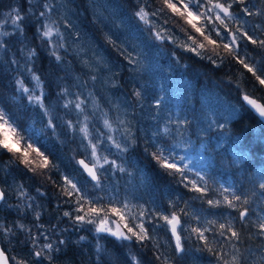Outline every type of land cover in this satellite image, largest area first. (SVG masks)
<instances>
[{"label":"trees","instance_id":"1","mask_svg":"<svg viewBox=\"0 0 264 264\" xmlns=\"http://www.w3.org/2000/svg\"><path fill=\"white\" fill-rule=\"evenodd\" d=\"M67 1L72 12L83 24L84 32L92 36V26L89 25L84 14L80 13L86 8L87 0ZM220 1L232 2V0ZM116 3L120 6L122 14L129 18H126L128 27L135 26L133 12L139 7L143 6L147 11L153 12L163 9L156 17L163 22L169 33H180L186 36L188 44H192V41L187 40V35L191 34L197 38L198 42H203L205 48L198 49L204 58L181 48L174 50V56L172 51L165 54L159 53L158 56L153 57L154 70L156 66L160 67L153 79L149 81L142 79L139 82L121 80L132 100L135 115H138L139 101L143 100L144 96L147 102H150L153 96H158L160 100L171 105L174 114L180 115L184 120L189 121V124L186 130L183 128L182 136L175 133L169 135L146 133L142 136L137 132L135 144L128 147L126 152L115 151L114 157L119 158L120 161H126L128 168L137 174L135 178L142 177L139 198L149 208L150 211L146 213L149 218L155 219L158 215L161 216L159 212L162 210L177 212L182 217L185 224L184 238L188 249L209 252L204 247V242L190 231L193 227H204L201 220L197 219L196 209L192 206L197 207L199 212L203 208L209 209L207 200L214 195L221 196L223 200L221 192L224 188L229 189V192L224 193L229 198L233 191L238 195L247 196L249 203L244 205L248 208L247 219L240 220L237 209L228 208L222 203L218 207L217 215L220 219L217 225L231 222L240 232V240L235 241L238 247L240 249H246L249 246L255 248V258L258 260L256 264H260V258L264 256V234L260 233L256 225L261 218H264V200L253 191L257 187L258 180L264 176V123L244 104L241 96L247 92L254 97H264V86H260L252 74L247 73L231 56H227L224 63L220 64L216 53L224 55L223 48H214L209 45L186 24L179 14H173L167 9L163 0H116ZM129 3L135 6L131 13L125 9ZM14 4L19 6L21 15L26 17L27 23L23 25L22 34L15 28L11 29L9 23H6L4 29L9 35L0 36V40L7 42L6 48L0 49V107L14 117L23 136L32 137V140L36 141L33 146L44 153L48 159V166L41 168V158L34 151L30 150L28 155L32 163L25 165L20 162L22 159L20 153H8L0 149V186L5 193V198L0 204V245L9 257L22 259L27 264H114L100 255L90 240L86 242L77 240L78 226L71 218L76 215V196L74 194L69 197L66 194L63 180V176L69 177L68 174H75L76 165L70 154L67 158L61 155L68 153L61 151V146L57 149L58 141L50 138V130L40 116L37 106L27 103L18 90L20 77L30 82L27 77L28 70L40 73L46 82L54 84V88H57L60 82L57 79L54 82V74L57 72L56 64L52 50L40 33L43 23L38 8L42 4L41 0H0V22L9 18L7 13ZM244 6L249 7L254 14L251 16L241 14ZM29 7H34L35 10ZM205 10L206 8L201 9V11ZM231 11L243 24L244 30L257 40H264V0H245L243 5L233 4ZM210 16L214 18V15ZM225 19L231 29L234 30L239 26ZM197 23L200 27L205 26L202 22ZM214 25L219 28V22L213 19V23L206 26L210 29ZM104 37L106 38L105 35ZM212 38L217 39L218 44L226 43L230 39L227 37L221 41L214 33ZM107 40L110 42L109 39ZM111 41H113L112 38ZM238 42L241 55H246L248 61L258 66L264 64V48L245 40ZM30 53L34 54L30 55ZM209 56L220 66L213 64L207 58ZM137 91L141 94L139 97L134 95ZM57 94V89L55 93L48 90L47 103H53ZM211 109L215 111V114L226 119V125L223 128L210 129L206 134L200 133L196 125L197 119L199 116L213 112ZM181 139H190L194 145L193 163L198 170L204 171V181L207 182L208 192L204 197L193 191L190 184L185 187L186 182L182 183L178 175H170L160 168L149 155L155 150L153 145L172 144ZM201 144L204 145L203 149L200 147ZM19 147L23 151L25 147L23 140ZM12 175L22 184V187L27 189L28 201L19 203L15 199L17 197L15 192L10 190ZM187 175L189 180L197 181L199 186H204V181H200L195 172ZM87 182L95 185V181L90 179ZM89 184L86 186L88 187ZM86 195L89 199H93ZM110 201L114 200L107 193L101 203L111 206ZM154 205L161 211L156 212ZM87 207L88 205L85 204L86 209ZM181 209L184 211L181 212ZM64 212H69L71 216H64ZM20 224L24 225L23 232L17 227ZM5 225L13 228L16 235L20 236L19 243L25 240L26 235H29L36 237L35 244L27 241L26 244L17 247L20 253L13 254L12 246L9 245L4 232ZM149 236L152 238L143 242H138L135 237L131 239L133 252L140 250L145 264H162L163 260H167L168 264H193L186 253V248L180 253H177L175 249L165 252L156 245L153 233ZM206 237L217 250H220L218 243L221 242L220 240L213 241L209 236ZM46 244H51L52 249L44 248ZM110 246L114 247L112 243ZM40 250H43L42 257H36L33 253ZM239 251L243 255L248 254L242 250ZM209 254L214 255L212 252ZM116 261L120 264L122 259L118 257ZM10 262L13 264V261ZM126 263L129 264L128 259Z\"/></svg>","mask_w":264,"mask_h":264},{"label":"rangeland","instance_id":"2","mask_svg":"<svg viewBox=\"0 0 264 264\" xmlns=\"http://www.w3.org/2000/svg\"><path fill=\"white\" fill-rule=\"evenodd\" d=\"M41 2L42 4L38 8L39 15L42 11L46 14L43 17L40 16L43 23L40 33L42 36L43 25L48 24L52 27V36L44 39L52 52L56 51L61 57L58 62L53 56L57 69L54 74V82L57 79L60 85L54 88V84L46 82L40 73L31 72L30 70L27 72L30 82L24 81L23 77H20L19 81L23 82V87L35 89V95L43 92V103L47 107L48 114L45 115V110L35 105L46 127L50 130V138L58 141V144H56L57 149L61 146L60 150L68 153L61 155L66 158L69 157V154L72 156L76 169L74 170L75 174H68L69 178L93 199L104 198L109 193L114 201H118L116 207H121L126 202L128 204V208L125 210L126 220L120 221L118 216L111 217L112 220L121 225V229L126 235L131 234L127 233V229L123 228L124 223H128L129 227H134L143 221L144 227L148 230V235L153 233L155 236L156 245L162 251H172L175 249L176 242L169 232V225L159 215L155 219H151L146 214L150 210L139 198L142 177L135 178L137 174L128 168L126 161L123 162L119 158L114 157V152L118 149L109 141L108 137L111 136L122 147L127 145L128 148L135 144L137 132L142 136H145L146 133H161L165 135L163 132L165 126L170 129L169 134L175 133L179 135L184 132L183 127L178 132L176 124V121H183L184 118L176 113L174 114L172 107H170L171 105L160 100L158 96H153L150 102H147V98L144 96V99L139 101L138 115H135L132 100L126 92L125 84L121 80L139 82L142 79L148 81L153 79L155 72L160 68L156 66L154 70L155 61L153 57L158 56L159 53L165 54L171 51L174 56L173 52L176 48L185 50L178 45L186 42V36H182L180 33H169L167 30L164 35L175 37L176 42L173 43L167 39L163 41L157 40L154 33L162 28H167L156 16L149 17L155 25L154 28L149 29L148 25H145L135 16L136 11L133 12V7H135L133 3H129L125 9L127 12H133L136 23L135 26L130 25L128 27L126 19L128 17L122 14L116 0H87L86 8L80 13L84 14L87 22L92 26L93 33L92 36H89V33L84 32V29H82L84 28L83 24L76 14L72 12V8L70 9V4L67 0H41ZM46 4L51 8L50 12L45 9ZM210 7L211 5H206V8ZM14 8L19 9V6L14 4L7 13L8 17ZM29 8L35 10L34 7ZM148 12L151 13L153 11ZM209 15H215V12H209ZM221 15L223 14L221 13ZM6 23H9L11 29L14 28L11 19H5L0 22V33L5 32ZM57 30L63 34L62 41L56 35ZM109 38H112L115 43H110L107 40ZM61 43L64 45L63 47H59ZM128 55L134 56L137 59V63L129 64L126 58ZM34 74L40 78L39 86H37V81L33 79ZM56 89L58 94L54 98L53 103H47L46 94L48 90H52L55 93ZM18 90L25 97L27 103H30L28 94L20 89L19 84ZM81 101L83 102L81 105L83 111L75 107V104ZM157 101H159V105H157ZM65 104L68 106L65 107ZM212 111L209 114L198 117L196 125L200 133L206 134L210 129H218L219 127L216 125L219 124L226 125V119L215 114L214 110ZM50 118L55 124L54 129L48 126ZM105 120L109 122L110 127L105 126ZM210 120L216 121V124L212 127H209ZM68 121H71L75 127L69 129L66 123ZM85 125H87L90 133L88 138H85L80 131V128ZM90 140L92 143L98 144V155L101 158L107 156L109 161L115 160L118 165L126 170L120 172L109 165H105L104 169L99 172L100 188H95L94 185L87 182L89 178L82 172L76 162L78 156L88 157L89 160L93 159L91 157V149L88 147ZM179 154L184 155V152L179 151ZM193 160L192 164H194ZM100 163H103V159L100 160ZM71 165L73 164L71 163ZM205 167H207L206 164ZM196 171H200L201 175L204 174L203 170H198L195 167L193 172ZM260 182L261 178L258 180L257 187L253 192H256L264 200V190L259 188ZM87 184H89L88 187L86 186ZM10 190L15 192L17 197H14L17 202L28 201L27 189L22 187V184L13 175L11 176ZM22 192L26 195L21 196ZM211 199L222 200L219 195H214ZM192 207L196 209V215H198L204 227L211 229L205 235L212 238L213 241L220 240L221 242H218L219 245H224V250L229 253L227 258L231 259V253L234 249L229 246V242L218 234L217 223L220 217L217 214L219 206L213 207L209 205V209L203 208L201 212L198 211L197 207ZM153 208L156 212L161 211L156 205ZM85 211H87L86 208ZM142 211L145 213L143 216L140 215ZM159 213L170 216L172 212L170 210H162ZM79 214L83 213L76 212V215ZM180 221L182 228L179 227V234L182 237V245L185 249V224L182 217H180ZM208 221H215L216 223L212 225L208 224ZM75 223L78 226L77 240L80 242L90 240L97 252L105 256L109 263L117 264L116 259L120 257L122 259L120 264H127L126 259L129 260V264H145L141 257V251L137 250L139 254L133 252L131 239H118L109 233H97L95 227L91 224ZM109 226L115 230V224ZM5 229H11V232H6ZM5 229L4 232L9 245L12 246L13 254L16 252L20 253L17 247L21 244H26L27 241L32 242L31 236L26 235L23 243H19L20 236L16 235L13 228L5 225ZM110 243L114 245L113 248ZM232 243L236 244L235 241ZM236 247L248 253L243 255L246 257L245 264H252L253 261H258L255 255H251V253H255V248L249 246L246 249H240L237 244ZM186 253L193 264H220L215 254L210 255L206 250L186 248ZM16 259L19 260L18 258ZM12 263L14 264V262Z\"/></svg>","mask_w":264,"mask_h":264},{"label":"snow or ice","instance_id":"3","mask_svg":"<svg viewBox=\"0 0 264 264\" xmlns=\"http://www.w3.org/2000/svg\"><path fill=\"white\" fill-rule=\"evenodd\" d=\"M163 4L173 14H179V16L185 20L186 24L189 25L191 29L195 31V33H198L201 37H203L204 41H207L209 45L214 46V48H223L224 55L216 53L217 56H219L220 64L224 63V60L227 56H231L232 59L235 60L236 63L241 65L247 73L252 74V76L255 78V81L258 82L260 86H264V64L258 66L256 63L248 61L246 55H241L240 44L238 42L241 40H245L253 45H259V47L264 48V40H257L246 30H244L243 24L239 21L236 14L233 11H230V9H232L233 7V4L243 5L245 4V0H232L231 3H221L220 0H163ZM206 5H211V7L206 8ZM205 8V11H201V9ZM45 9L48 12L51 11V8L47 4L45 5ZM160 11H163V9H158L157 11L150 13L146 10L145 7L141 6L135 12V16L145 25H148L149 29H152L155 27V25L153 21L149 19V17L157 16ZM209 12H215L214 18L213 16L209 15ZM221 13L223 15H221ZM45 14L46 13L44 11L40 12L41 17L45 16ZM241 14L251 16L254 13L249 9V7L244 6L241 9ZM225 18H227L228 21H232L239 26L236 27L234 30L231 29L229 27V24L226 23ZM9 19H11V23L14 26L15 30L22 34L23 25L27 23V20L25 16L21 15V10L15 8L12 9V11L9 13ZM213 19L219 22V28H217L215 25L210 29L207 28L206 25L212 24ZM197 22H202L205 24V26L200 27L198 26ZM165 23H167V21H165ZM166 32L167 29L163 28L160 31H156L154 33L155 38L161 41L167 39L175 43L176 38L170 35H164V33ZM213 33L221 41H224L227 37H230V39L226 43L218 44L217 39L212 38ZM52 34V27L48 24L43 25L42 37L50 38ZM0 35L7 36L9 35V33L4 32L0 33ZM56 35L60 38L61 41L63 40V34L60 33L58 30L56 32ZM109 40L110 42L115 43L114 41H111V38H109ZM187 40L192 41V44H188L185 42L179 44L178 46L183 47L187 51L194 52L198 56H201V58H204L202 53L199 52L198 49H204L205 44L203 42H198L197 38L191 34L187 35ZM6 44V41L0 40V49L6 48ZM63 46L64 45L62 43L59 44V47ZM32 54L34 53H30V55ZM52 55L55 56V59L58 62L61 60V57L56 53V51H53ZM126 58L128 59L129 64L137 63V59L132 55H128ZM207 58L211 60L212 63L215 64L217 67L220 66V64H217L216 60H213L211 56ZM33 79L37 81V86H39L40 78L34 74ZM93 79H95V77H93ZM18 84L20 85V89L24 93L28 94L29 102L38 105L40 108H43L45 110V115H47L48 110L43 103V92H41L39 95H35V89L23 87L22 81H18ZM134 95L139 97L141 94L139 91H137L134 93ZM241 99L252 111H254L261 118V120H264V97H254L249 93L244 92L241 96ZM82 103V101L76 103V109L83 111L81 107ZM156 103L157 105H159V101H157ZM67 106L68 105L65 104V107ZM233 114H235V109H233ZM66 123L69 129L75 127L71 121H68ZM104 124L105 126L110 127L109 122L107 120L104 121ZM176 124L177 131L180 132L181 127L186 130L189 121L178 120L176 121ZM215 124V120L209 121V127H212ZM48 126L53 129L55 128V124L53 123V120L51 118L48 120ZM216 126L219 128L224 127L223 124H219ZM80 131L84 134L85 138H88L90 136V133L87 129V125L81 127ZM163 132L165 135H168L170 133V129L165 126ZM180 134L181 136L183 135L182 132ZM108 139L114 144V146L119 151L126 152L128 150L127 145L122 147V145L120 143H117L111 136H109ZM21 140H23L25 144L23 151H21V149L17 147L18 145H20ZM34 143H36V141L32 140V137H25L22 135L19 126L15 122L14 117L10 116V114L5 111L4 108L0 107V149L6 150L8 153L13 154L20 153V155L22 156L20 162L25 165H29L32 163V161L28 159V155L30 150L34 151L36 155L41 158V168H45L48 166V159L44 155V153L40 151L39 148H34ZM88 147H90L91 149V157L93 159L89 160L88 157H85L84 159L78 160L77 163L88 173V175L91 177V180L96 182L94 185L95 188L101 187L99 172L104 169L105 165H109L110 167L120 172L126 171L123 167L118 165L115 160L109 161L107 156L101 158L98 155L97 143H92L90 140ZM153 147L155 148V150L149 153V155L160 166V168L167 171L170 175H178L182 183L186 182L185 187H188V185L190 184L192 186V190L199 193L201 197H204L207 194V182L204 181V176L201 175L200 171H196L195 175L199 177L200 181H204V186H199L197 181L189 180L187 175L188 173L193 172L194 168L196 167L195 164H192V151L195 149L190 139H181L176 143L167 145H153ZM200 147L201 149H203L204 145L201 144ZM177 150H182L184 152V155H180L179 151ZM145 151H147V149H145ZM101 159H103V163H100ZM198 162L199 161H197V163ZM32 170L35 171V169ZM63 180L65 183L64 191L66 192V194L69 197L73 196L74 194L76 196L75 202L77 204V208L75 209V211L78 213H83L71 216L69 212H64V216H71V218L75 222L81 224H91L95 227V231L97 233H109L110 235L117 237L118 239L130 240L132 239V237H135L138 242H143L147 239L152 238L148 235V230L144 227L143 221H141V223L135 225L134 227H129L128 223H124L123 228L127 229V233L131 234L126 235L125 232L121 229V225L111 219L112 216H118L120 221L126 220L125 210L128 208V204L126 202H124L121 207L115 206L118 201H110L111 206H105L101 203L103 199L102 197L97 199H89L84 193V191L81 188L77 187V184L73 183V181L68 176H63ZM259 188L261 190H264V176H262L261 178ZM227 192H229L228 188H224L221 192V195L223 196L222 201L208 199L207 203L213 207L220 206L222 203L226 204L228 208L237 209L239 211L240 220H245L248 216V208L244 207V205H247L249 203L248 197L238 195L236 194V192L233 191L231 193V198H229L228 195H224V193ZM24 195L26 194L22 192L21 196ZM4 198L5 193L3 191H0V200H3ZM85 204L88 205L87 211H85ZM180 211L183 212L184 210L181 209ZM140 215L143 216L145 215V213L142 211ZM37 218H39V214H37ZM161 218L166 222L167 225H170V231L176 242L175 251L177 253L183 252L184 248L182 245V237L178 232V226L182 228L180 216L177 214V212H172L170 216L161 215ZM197 219H199V217H197ZM207 223L214 225L216 222L208 221ZM111 224H115V230H113L112 227L109 226ZM256 226L258 227L260 233L264 234V218H261ZM17 227H19L21 230H24V225L22 224L17 225ZM137 229H139V231H137ZM218 229L219 236L223 237L225 241L229 242V246L234 249V251L231 253V259L227 258L229 253L224 250L223 244L220 245V250H217V248L214 247L208 241V238L205 236V233L210 231V228L193 227L190 229V231L196 234L199 240L204 242V247L209 252L215 254L220 264H245L246 257H244L242 253H240L239 249L236 247V244L232 243L233 241L240 240V232L233 227L231 222L220 223L218 225ZM5 231L11 232V229H5ZM31 240L33 244H35L36 237H31ZM21 243H23V241ZM61 243H63V241H61ZM44 248L52 249V245L46 244L44 245ZM33 254L36 257H42L43 250L35 251ZM251 255H255V253H251ZM10 261H13L14 264H27V262L22 259L17 260L15 257L7 256L6 250L0 249V264H10ZM162 264H168L167 260H163ZM252 264H256V261H253ZM260 264H264V256L260 258Z\"/></svg>","mask_w":264,"mask_h":264},{"label":"water","instance_id":"4","mask_svg":"<svg viewBox=\"0 0 264 264\" xmlns=\"http://www.w3.org/2000/svg\"><path fill=\"white\" fill-rule=\"evenodd\" d=\"M231 10V9H230ZM245 104V103H244ZM246 105V104H245ZM247 106V105H246ZM248 107V106H247ZM249 108V107H248ZM250 109V108H249ZM251 110V109H250ZM252 111V110H251ZM256 116H258L254 111H252ZM259 117V116H258ZM259 119L261 120V118L259 117ZM263 123H264V120H261ZM80 159H84V157L83 156H79L78 158H77V161L78 160H80ZM87 162V161H86ZM79 165V164H78ZM80 166V165H79ZM81 167V166H80ZM81 169L83 170V172L86 174V176L89 178V179H91V177L88 175V173L81 167ZM0 191H3L2 190V188H1V186H0ZM1 202H2V200H0V204H1ZM169 227H170V225H169ZM171 232V231H170ZM172 234V233H171ZM0 249H3L2 247H1V245H0ZM6 255H7V253H6ZM8 256V255H7ZM10 264H11V262H10Z\"/></svg>","mask_w":264,"mask_h":264}]
</instances>
